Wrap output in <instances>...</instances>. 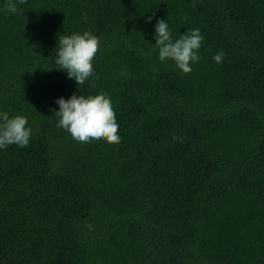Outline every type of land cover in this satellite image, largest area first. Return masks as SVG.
I'll return each instance as SVG.
<instances>
[{
	"label": "trees",
	"instance_id": "obj_1",
	"mask_svg": "<svg viewBox=\"0 0 264 264\" xmlns=\"http://www.w3.org/2000/svg\"><path fill=\"white\" fill-rule=\"evenodd\" d=\"M8 2L0 109L33 132L0 150V264H264V0ZM157 19L200 29L190 73L158 60ZM84 31L99 48L77 86L56 52ZM72 94L108 96L120 143L57 128Z\"/></svg>",
	"mask_w": 264,
	"mask_h": 264
},
{
	"label": "clouds",
	"instance_id": "obj_2",
	"mask_svg": "<svg viewBox=\"0 0 264 264\" xmlns=\"http://www.w3.org/2000/svg\"><path fill=\"white\" fill-rule=\"evenodd\" d=\"M17 3H24V0H9L8 12L15 14ZM146 22L151 23L152 17H148ZM154 39L158 60L161 63L173 61L184 74L190 73L192 64L200 60L198 51L204 37L199 28H190L174 39L167 20L157 19ZM58 45L55 63L59 66L57 69L64 70L68 79H73L78 86L94 77L93 61L99 48V40L95 35L89 31L73 33L61 37ZM224 55L220 51L212 59L221 63ZM55 104L58 105L56 115L59 117L56 126L66 131L74 143L81 146L101 141L120 143L119 124L107 95L99 94L95 98L86 99L82 95L72 94L67 99L58 97ZM32 132L27 117L10 116L8 111L0 109V150L13 144L20 148L27 147Z\"/></svg>",
	"mask_w": 264,
	"mask_h": 264
}]
</instances>
